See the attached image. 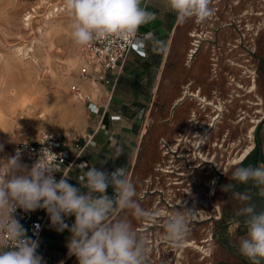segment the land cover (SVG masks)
Masks as SVG:
<instances>
[{
  "label": "rangeland",
  "instance_id": "1",
  "mask_svg": "<svg viewBox=\"0 0 264 264\" xmlns=\"http://www.w3.org/2000/svg\"><path fill=\"white\" fill-rule=\"evenodd\" d=\"M57 2L61 1L0 0V109L3 112L0 138L12 145L34 140L44 132L51 133L50 129L68 131L70 138H78L88 124L84 101L81 105L72 101L74 94L86 97L88 81L81 75L84 54L79 52L81 46L71 38L69 12L59 9L49 13L52 4ZM210 7L213 14L203 22L210 32L209 45L204 44V47L209 65L215 58L217 67L211 68L209 91H215L223 99H228V95H240L228 108L227 118L234 120L235 114L244 112L242 137L253 125L250 120H261L256 128V139L260 141L264 130V0H210ZM234 84H240L242 89H237ZM251 85L254 90L247 93ZM9 88L30 90V103L23 108L9 107L6 99ZM239 100L246 101L240 103ZM252 103H258V106ZM37 106H43L45 111ZM190 107L197 109L194 103H182L174 120L186 118ZM254 110L259 113H253ZM225 123V128L231 130L229 122ZM23 161L26 163L24 158ZM154 168L144 179L148 182L143 181L139 193L146 189L145 184L157 188L165 182ZM147 172L144 163L137 165L135 186L141 181L138 175ZM156 200H147V211H154L150 206ZM166 218L155 219L153 228L156 229L141 233L150 249L148 261L153 264H215L213 254L218 238L215 231L224 220V213L222 220L213 226L190 227V235L179 248L163 239L162 226ZM209 233L214 235L208 246L201 244L200 240L206 239ZM195 245L199 248H194Z\"/></svg>",
  "mask_w": 264,
  "mask_h": 264
},
{
  "label": "clouds",
  "instance_id": "2",
  "mask_svg": "<svg viewBox=\"0 0 264 264\" xmlns=\"http://www.w3.org/2000/svg\"><path fill=\"white\" fill-rule=\"evenodd\" d=\"M142 0H65L70 15V34L77 46L87 47L93 42L133 39L142 25L154 18V13L141 6ZM176 14L177 23L194 19L205 22L212 14L210 0H167ZM44 144V143H41ZM4 145L0 144V152ZM122 153L118 150L117 157ZM0 166V238L6 237L11 247L0 243V264H43L37 254V241L26 235V229L16 217L18 209L31 213L38 209L47 212L50 226L58 232H70L67 242L69 255L78 264H147L150 249L147 241L138 236L127 216L114 218L118 211L129 212L135 219L151 221L158 213L145 210L137 201L136 186L128 178L124 167L109 173L90 167L81 179L87 191L75 187L63 175L56 173L58 157L49 148H41L35 162L23 163L16 151ZM238 184H252L264 197V164L238 166L231 174ZM114 195H108L109 187ZM235 187L224 186V190ZM242 202L237 216L243 217L246 236L239 241V253L251 264L264 261V210L257 211L249 192L233 193ZM194 209L169 213L164 222L163 239L173 247H182L190 235ZM74 216L70 226L65 218ZM239 222V221H238Z\"/></svg>",
  "mask_w": 264,
  "mask_h": 264
},
{
  "label": "crops",
  "instance_id": "3",
  "mask_svg": "<svg viewBox=\"0 0 264 264\" xmlns=\"http://www.w3.org/2000/svg\"><path fill=\"white\" fill-rule=\"evenodd\" d=\"M141 6L154 13V18L138 30L144 36L145 55L130 53L116 81L109 109L112 113H120L121 119L119 122H109L104 118L103 123L111 132L112 140H109L108 135L98 132L94 138L95 145L88 148L83 156L90 167L95 166L107 172L121 167L131 169L129 179L132 182L137 179H134L137 165L144 163L148 172L138 175L141 181L136 186V199L146 210L147 204L138 198L139 190L146 176L160 161L159 142L161 139L172 138L176 128L185 122V116L176 122L174 115L177 108L187 101L176 104L182 100L186 88L198 89L200 95H208L212 76L205 43L198 48L191 62H186L192 42V19L182 24L177 23L176 14L167 6V0H142ZM110 75L114 77V74ZM86 84L88 88L85 95L100 105L106 89L96 84V90L92 91L95 87H90L89 82ZM86 118L88 124L79 136H84L89 129H93L98 121L95 116L86 114ZM256 146L241 163L243 166L264 164V130L261 132V140L256 139ZM118 150H122V153L117 157ZM241 164L228 169L215 195V200L224 213V220L215 231L218 235L213 254L215 264H251L238 250L241 237L246 236V228L243 225L244 218L237 216L242 202L233 193L247 191L252 194L257 211L264 210V197L257 195L260 189L251 181L245 185L231 180L232 172ZM68 182L87 191L85 186L73 178ZM228 184L235 187L225 191L224 186ZM106 193L114 195V190L107 189ZM40 212L43 213V210ZM124 216H127L141 237L143 221L135 219L126 211H118L114 218ZM74 220V216L65 218L69 226ZM50 224L48 216L37 247V254L42 256L43 264H78L77 258L68 253L70 232L67 229L58 232ZM148 259L147 264H153Z\"/></svg>",
  "mask_w": 264,
  "mask_h": 264
},
{
  "label": "built area",
  "instance_id": "4",
  "mask_svg": "<svg viewBox=\"0 0 264 264\" xmlns=\"http://www.w3.org/2000/svg\"><path fill=\"white\" fill-rule=\"evenodd\" d=\"M204 25L203 22L197 23L194 20L195 28L190 33L192 42L187 55V63L191 62L202 43L209 45L207 39L210 32L209 28L207 29ZM143 40L144 36L137 32L131 40L113 38L93 42L83 47L81 75L87 78L86 81L99 84L106 89L100 105L88 96L83 100L86 114L97 117L98 121L93 129H89L84 136L78 138L44 132L34 140L16 144V151H20L26 164L31 165L35 162L41 148L47 147L57 155V167L62 171L55 174L56 180L59 181L64 175L68 180L73 178L85 186L81 178L90 166L84 159V152L95 145L94 138L98 132L108 135L109 140H112L111 132L103 120L106 118L109 122L120 121L121 114L112 113L109 109L116 81L130 53L145 55ZM210 62L211 68L217 67L215 58H212ZM110 74H114V77ZM234 86L242 89L240 84H234ZM252 90L254 86L251 85L247 93H251ZM238 97L240 95L235 94L228 95V99H223L215 91L209 92L208 95H200L198 89H184L182 100L176 105H180L182 101H188L194 103L197 109L190 107L185 122L179 126L175 136L161 139L159 142L160 161L156 164L154 171L161 178L164 177L165 182L157 188H149L145 184L146 189L139 193L138 198L144 203H147L149 198L157 199L151 204L150 209H154L151 213H158L153 220L143 221L141 233L156 229L153 228L155 219H165L169 213L176 210L183 211L184 207L197 211L190 221L192 228L200 224L201 226L205 224L213 226L214 223L217 224L222 220L223 212L215 200L216 192L227 170L241 164L255 149L256 128L261 121L250 120L249 123L253 125L248 127L247 133L244 134L245 137H242L240 129L244 125L242 122L245 119L244 112L239 111L235 114L234 120L227 118L230 113L228 108L232 107L233 101ZM244 101L246 100H239L240 103ZM251 105L258 106V103ZM253 113L258 114L259 111L254 110ZM226 121L229 122L231 130L225 128ZM125 170L129 178L131 169ZM113 171L115 170L109 173ZM157 179L159 178L156 177ZM108 189L113 190L111 186ZM40 210L43 209L24 213L18 209L15 214L26 229V235L37 243L42 238L48 218L47 212L43 210L41 213ZM203 229L205 230V227ZM213 235L214 233H209L206 239L200 240V243L208 246ZM0 243L11 247L6 237L0 238ZM188 246L191 245L188 244ZM194 248L199 247L195 245ZM202 259L204 256L200 260Z\"/></svg>",
  "mask_w": 264,
  "mask_h": 264
},
{
  "label": "bare ground",
  "instance_id": "5",
  "mask_svg": "<svg viewBox=\"0 0 264 264\" xmlns=\"http://www.w3.org/2000/svg\"><path fill=\"white\" fill-rule=\"evenodd\" d=\"M57 1H61L60 3L57 2L56 4H52V7L50 8L49 13H53L57 12L59 9L62 12H67L68 10L66 9V5H65V0H57ZM48 13V12H47ZM55 14V13H54ZM57 15V14H56ZM46 17V16H45ZM48 20V19H47ZM53 30V29H52ZM79 52L82 54L83 53V47H81L79 49ZM84 54V53H83ZM212 66V65H211ZM93 86L95 87L94 89H92V91L96 90L97 85L92 83ZM6 95H7V101H8V106L11 108H17V107H21L23 108L24 106H26L28 103H30V97H31V92L30 90H21V91H15L12 88H9L6 90ZM84 100V97L82 94L78 93V94H74L73 95V103L75 105H81L82 102ZM39 109H43L41 106H37ZM64 107V106H63ZM66 110H69L68 108H66ZM45 111V110H42ZM75 113V112H74ZM73 115V113H71ZM66 115V114H65ZM70 116V115H69ZM75 115H73L74 117ZM3 120V112L0 109V123ZM50 132L53 134H63L67 137H69L71 135L70 132L68 131H61V130H55V129H50ZM0 144L4 145V150L3 152H0V159H6L12 155H15L16 153V145H12L10 143L4 142L2 141V139L0 138ZM21 160L23 161V156L21 155ZM0 164L2 165V167L6 168L7 165L5 163L4 160H0Z\"/></svg>",
  "mask_w": 264,
  "mask_h": 264
},
{
  "label": "flooded vegetation",
  "instance_id": "6",
  "mask_svg": "<svg viewBox=\"0 0 264 264\" xmlns=\"http://www.w3.org/2000/svg\"><path fill=\"white\" fill-rule=\"evenodd\" d=\"M179 129V127H177L176 128V130L174 131V136H175V134L177 133V130Z\"/></svg>",
  "mask_w": 264,
  "mask_h": 264
},
{
  "label": "trees",
  "instance_id": "7",
  "mask_svg": "<svg viewBox=\"0 0 264 264\" xmlns=\"http://www.w3.org/2000/svg\"><path fill=\"white\" fill-rule=\"evenodd\" d=\"M258 145H259V143L257 142V146H258ZM257 146H256V147H257Z\"/></svg>",
  "mask_w": 264,
  "mask_h": 264
}]
</instances>
